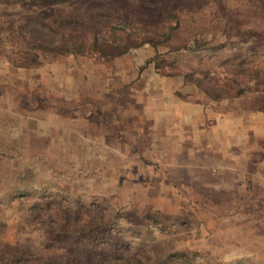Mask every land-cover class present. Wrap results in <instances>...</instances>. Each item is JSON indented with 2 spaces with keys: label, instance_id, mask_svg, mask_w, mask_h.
Returning a JSON list of instances; mask_svg holds the SVG:
<instances>
[{
  "label": "rangeland",
  "instance_id": "obj_1",
  "mask_svg": "<svg viewBox=\"0 0 264 264\" xmlns=\"http://www.w3.org/2000/svg\"><path fill=\"white\" fill-rule=\"evenodd\" d=\"M177 3L0 0V253L86 264L108 232L131 264H264V0ZM222 120L255 136L244 183L191 141Z\"/></svg>",
  "mask_w": 264,
  "mask_h": 264
},
{
  "label": "trees",
  "instance_id": "obj_2",
  "mask_svg": "<svg viewBox=\"0 0 264 264\" xmlns=\"http://www.w3.org/2000/svg\"><path fill=\"white\" fill-rule=\"evenodd\" d=\"M172 1H173V3H171V6H173V7L169 8L167 6L169 4L168 3L169 0H151V2H153L154 7L159 9L160 12H162L163 15H166V16H169L170 18L176 19L178 16L176 15L177 14L176 13V8H174V6L177 7V4H178L177 2L179 0H172ZM165 2H167V3H165ZM123 32L125 33V36L127 37L126 42L128 43V45L127 44H123L121 42L116 47L108 46L107 44L104 45L103 47H99L98 43L95 42L94 44H92V49H95V50L99 49L97 51V53L99 55H101L102 57H110L111 58V57H118V56H120L122 54H125L130 49L135 48L136 44L134 42L130 43L129 40L132 38V36H131L132 34H127L128 32H127L126 28L123 29ZM251 32H252V30L248 29L245 32V35H248ZM259 34H260L261 38L263 39L264 32H263V34H262V32H260ZM144 40H145V38L143 39V41ZM22 41H25L24 43H25L26 46H29V43H31V42H28V40H26L24 37H22ZM70 41H71L70 44H64L63 46H60V48H61L60 52H62V53H69V52H71V53H81L79 51V47L75 46L73 38H70ZM149 41L150 40H146L144 43H148ZM29 47H31V45ZM40 47H43V46H40ZM44 47H47V46H44ZM74 47H76V50H74L75 49ZM47 48L49 49V51L50 50L51 51L55 50L53 48V46H48ZM22 55H25V52L22 53ZM16 61L17 62H13V63H16V65H18V66L26 65L24 62H21L20 60H16ZM113 221H114V223H113L114 226L116 225L115 227H118L119 222L121 220L117 216L116 218H114ZM105 234L107 236L109 235L108 232H105ZM128 234L130 235L131 238H134V240H135V236L131 232V230L128 231ZM103 235H104V232H103ZM107 236H105L104 241L101 240L100 243H102L104 245V247L102 249H98L97 250L98 252H94V251H91V250H86L82 254V256H84V258L86 259V262H87L86 264H122V262H124V261L130 263L131 259L130 258L126 259V257L123 256L124 250H121V249L119 250L118 249V250H114V252H112V253H109V252L105 253L108 248H114L112 246V244L106 239ZM139 239L140 238L137 237L136 241L139 242ZM121 247H122V245L118 244V248H121ZM127 248L130 249V248H132V246L129 245ZM5 250L6 249H3L1 251V253H0V264H62L64 262V260H65V257H56V259H53V258L46 259V258H43L42 256H39L37 258H32V254L29 253L28 251H26L27 254L18 255L17 251L15 253H13L11 250H9V251L8 250L5 251ZM96 256L97 257H101L102 260L96 259ZM96 261H99V263H97ZM81 263L85 264L83 261Z\"/></svg>",
  "mask_w": 264,
  "mask_h": 264
},
{
  "label": "crops",
  "instance_id": "obj_3",
  "mask_svg": "<svg viewBox=\"0 0 264 264\" xmlns=\"http://www.w3.org/2000/svg\"><path fill=\"white\" fill-rule=\"evenodd\" d=\"M198 123V122H197ZM196 125V131L194 128L191 130V141L195 145L196 152H201V151H208L206 152V155L209 153H212V151L218 150V152L221 154L223 158L228 160V162L221 164L222 168V174H223V184L230 183V181H234L232 178L236 179V181H242L244 179L246 173L241 171L242 167L241 165H246V154H247V148L252 147L255 143V136H243L242 139L239 140V133H242L241 130L238 128L240 127V124L234 123L231 124L232 127H229V122L222 120L221 121V126L219 131V136L215 134L214 128L212 126L208 125L205 123L206 126L201 127L198 129V124ZM214 127V125H213ZM250 130L255 129V126L252 124L250 125ZM223 140V141H222ZM218 143H219V149H218ZM237 145L238 148L236 150H230V146ZM244 144L250 145L246 146ZM230 147V148H229ZM233 154H231V153ZM223 159V160H225ZM220 167L219 164L217 165H212L211 168L215 167ZM201 168V167H200ZM246 169L250 168L253 169V173L250 174L248 173L247 175L252 178V181L255 179H258V182L264 177V164L261 162V159L258 161L257 166L255 167V164L253 167H245ZM262 170V171H261ZM247 176V177H248ZM224 177L227 178V180L224 179ZM217 185V184H216ZM244 185V184H243ZM228 186V184H227ZM254 194V192H253Z\"/></svg>",
  "mask_w": 264,
  "mask_h": 264
}]
</instances>
